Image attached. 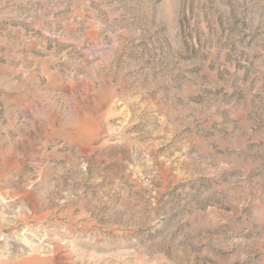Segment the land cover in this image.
Listing matches in <instances>:
<instances>
[{
  "label": "rangeland",
  "instance_id": "obj_1",
  "mask_svg": "<svg viewBox=\"0 0 264 264\" xmlns=\"http://www.w3.org/2000/svg\"><path fill=\"white\" fill-rule=\"evenodd\" d=\"M0 264H264V0H0Z\"/></svg>",
  "mask_w": 264,
  "mask_h": 264
}]
</instances>
